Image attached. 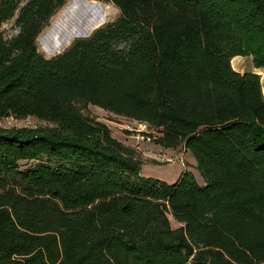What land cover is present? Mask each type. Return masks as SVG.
I'll return each mask as SVG.
<instances>
[{
	"label": "trees",
	"instance_id": "1",
	"mask_svg": "<svg viewBox=\"0 0 264 264\" xmlns=\"http://www.w3.org/2000/svg\"><path fill=\"white\" fill-rule=\"evenodd\" d=\"M65 1L0 0V27L17 12L0 118L49 123L0 126V264H264V93L231 65L264 68V0H105L114 20L46 58L36 38ZM88 105L182 146L202 183L143 176Z\"/></svg>",
	"mask_w": 264,
	"mask_h": 264
},
{
	"label": "rangeland",
	"instance_id": "2",
	"mask_svg": "<svg viewBox=\"0 0 264 264\" xmlns=\"http://www.w3.org/2000/svg\"><path fill=\"white\" fill-rule=\"evenodd\" d=\"M95 11L104 15V21L97 25L96 20L88 22V20L93 18V12ZM16 14L17 12L12 19L1 25L0 32L4 36H9L16 32L13 21ZM118 15L119 9L113 3L105 0H66L48 19V24L38 34L36 38L37 50L46 58L53 57L65 50L75 39L89 36L95 29L114 20ZM236 60L237 58L231 59L233 68L236 67ZM242 68L244 71L250 70L259 74L262 93H264V68H255L250 58L242 61ZM83 112L85 115L95 116L107 123L115 137L122 141L124 139L127 140L125 143L135 150L136 155L142 161L140 171L143 176L171 183L178 178L182 168L184 169L185 167L202 183L201 176L196 169V162L190 152L184 150L182 146L170 149V151L161 150L162 147L154 142V139L158 136L156 129L147 125L144 130L151 136V140H141L135 137V141L139 143L132 146V142L128 141L130 138L127 139L125 135L131 134L135 136L137 132L128 129V127L137 128L139 127L137 125L139 122L112 114L94 105H88L83 109ZM48 124V122L32 116L21 119L13 116L0 118V126L7 128L39 127ZM170 223L172 227L178 226V223L172 220L171 217Z\"/></svg>",
	"mask_w": 264,
	"mask_h": 264
},
{
	"label": "crops",
	"instance_id": "3",
	"mask_svg": "<svg viewBox=\"0 0 264 264\" xmlns=\"http://www.w3.org/2000/svg\"><path fill=\"white\" fill-rule=\"evenodd\" d=\"M234 58H237V60H236V63H235V66L236 67H234V69L236 70V71H238V72H244V70H243V68H242V61L243 60H247V58H250V60H251V62H252V57L251 56H241V55H237V56H234L233 57V59ZM126 136V138L128 139V138H130V140H128V141H130V142H132L131 144H132V146H134L135 144H137V143H139L138 141H135V136L134 135H125ZM124 141L126 142L127 140H125L124 139ZM140 147V146H139ZM161 148V147H160ZM170 149L171 148H161V150H169L170 151ZM189 152V151H188ZM184 167V166H183ZM183 169V168H182Z\"/></svg>",
	"mask_w": 264,
	"mask_h": 264
},
{
	"label": "built area",
	"instance_id": "4",
	"mask_svg": "<svg viewBox=\"0 0 264 264\" xmlns=\"http://www.w3.org/2000/svg\"><path fill=\"white\" fill-rule=\"evenodd\" d=\"M137 125H139L140 128L139 127L137 128L128 127V129L137 132L135 137L138 139L148 140V141L151 140V136L147 133L146 130H144V128H146L148 124L145 122V123H137Z\"/></svg>",
	"mask_w": 264,
	"mask_h": 264
},
{
	"label": "bare ground",
	"instance_id": "5",
	"mask_svg": "<svg viewBox=\"0 0 264 264\" xmlns=\"http://www.w3.org/2000/svg\"><path fill=\"white\" fill-rule=\"evenodd\" d=\"M75 6V5H74ZM93 18L92 19H90V20H88V22L90 23V22H92V21H94V20H96L95 22H96V25L97 24H99V23H101V22H103L104 21V15H102V14H99V12H93V16H92ZM62 25V24H61ZM88 26V25H87ZM60 33V32H59ZM66 35V34H65Z\"/></svg>",
	"mask_w": 264,
	"mask_h": 264
},
{
	"label": "water",
	"instance_id": "6",
	"mask_svg": "<svg viewBox=\"0 0 264 264\" xmlns=\"http://www.w3.org/2000/svg\"><path fill=\"white\" fill-rule=\"evenodd\" d=\"M255 73H257V72H255ZM258 74V73H257Z\"/></svg>",
	"mask_w": 264,
	"mask_h": 264
}]
</instances>
